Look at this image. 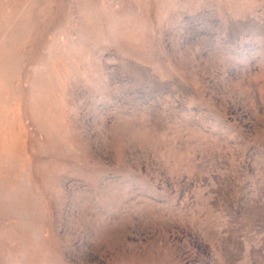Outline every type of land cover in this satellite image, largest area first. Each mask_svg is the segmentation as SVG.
Here are the masks:
<instances>
[{
	"label": "rangeland",
	"instance_id": "obj_1",
	"mask_svg": "<svg viewBox=\"0 0 264 264\" xmlns=\"http://www.w3.org/2000/svg\"><path fill=\"white\" fill-rule=\"evenodd\" d=\"M0 264H264V0H0Z\"/></svg>",
	"mask_w": 264,
	"mask_h": 264
}]
</instances>
